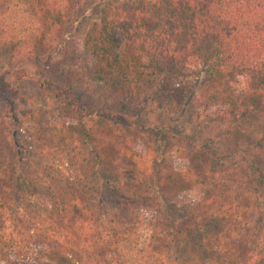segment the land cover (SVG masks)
<instances>
[{"label":"trees","instance_id":"trees-1","mask_svg":"<svg viewBox=\"0 0 264 264\" xmlns=\"http://www.w3.org/2000/svg\"><path fill=\"white\" fill-rule=\"evenodd\" d=\"M88 1L0 0V40L10 58L48 72L10 76L34 78L70 111L69 130L82 146L62 171L50 168L46 183L0 106V232L6 213L15 244L41 261L59 254L71 264H126L116 252L137 242L140 214L132 207L148 202L150 230L138 243L144 264H264V0H95L97 22L70 49L68 20ZM76 55L89 83L112 98L108 105L84 103L70 83L54 79L75 72ZM9 93L0 85V98L20 117ZM144 98L162 114L146 127L152 138L128 121ZM190 104L195 120L206 109L227 117L231 129L180 134L172 123ZM27 112L43 126L38 140L51 131L40 154L69 157L47 113ZM141 140L155 145L150 176L129 157ZM108 196L122 203L113 214L104 209Z\"/></svg>","mask_w":264,"mask_h":264},{"label":"rangeland","instance_id":"rangeland-1","mask_svg":"<svg viewBox=\"0 0 264 264\" xmlns=\"http://www.w3.org/2000/svg\"><path fill=\"white\" fill-rule=\"evenodd\" d=\"M113 1L118 3L121 2V0ZM95 4V0H89L83 6H77L74 14H72L69 19L70 21L68 20L67 26L69 34L67 36H70L71 39L67 45L70 49H75L76 45H79V38L83 36L93 23L97 22V7ZM16 10L17 8L14 7V3H10L9 13L11 12L13 14ZM76 20L77 22L73 23ZM2 41L3 40H0V85L10 90L9 94L12 99H10V97L8 98L14 105L12 108H15L21 116L18 117V114L14 110H9L2 98H0V106L3 110L2 114L7 117L6 120L11 124L13 131L14 127L18 128L15 137L19 139V145H21L25 151L24 157L31 163L32 168H35L44 174V180L48 183L51 180L49 174H54L50 168L55 167V170L62 171L66 162H68L67 160H69L70 156L73 154L71 149H74L75 147V153L82 150L79 137L69 130L70 127L74 126L71 122V116L73 115L70 111L61 107L57 101L50 98L34 78L17 81L10 76L11 70H15L17 73H21L25 70L31 74L42 72L46 75H48V72L43 70L44 65H29L12 60L9 56L7 47ZM82 56L83 55H76L78 60L75 63L77 69L74 73L68 74L63 72L56 75L54 79L70 83L78 93L81 101L84 103L98 107L108 105L112 101V98L106 97L105 94L107 93L100 90L98 86H92L87 77L83 74ZM145 94L148 97L151 96L148 91H146ZM21 97L25 102L18 100ZM152 100L153 99L148 100L144 98L142 104H132L130 107L131 115L128 116V121H131L132 123L136 121L139 123L140 129H138V133L144 138H147L148 136L150 138L153 137L149 134V130L146 128L151 123L152 114L155 113L157 115H162L160 110L157 107L155 108L154 101ZM36 107L41 108L42 112L47 113L50 126H55L57 132L56 140H59L58 133L61 131V134L64 137V140L60 142L63 150L62 152L68 154L69 157L63 156L54 158L47 154H40L39 150H41V145H48L47 139L50 137L51 131H49L48 134L45 132L43 136L44 140L37 139V128H43V126L37 119L29 118L27 112L28 110H34ZM201 111L202 112H199L201 119L195 120L196 116L193 117V115H196V112L198 113V111H196L195 108H193V105L190 104L185 108L184 114H180L177 121L172 124L179 132H181L180 134H188L193 130H197L201 134L200 138L222 136L227 130L231 129L226 123V120H228L227 117L222 116L221 114H210L206 109H201ZM45 113H43V117L46 116ZM262 122L257 121L255 123L258 130H261L263 127ZM160 124L164 126L162 127L164 134H168L165 150L166 152H169L170 144H173V142H170V134L168 132L170 129V115L166 116L164 114L161 117ZM142 142L143 141L141 140L136 144L135 150L129 154V157L135 163L138 173L143 177L150 176L156 160V153L154 151L155 145L151 141L148 145H145ZM78 144H80L79 147ZM80 158L82 159L83 157L81 156ZM262 166L264 167V165ZM106 201L107 205L105 204L104 209L107 214L115 213L118 205L122 204L119 200L116 202L112 201L109 196L106 197L105 202ZM175 205L177 204H171L172 208H175ZM150 206L151 205H149L148 202H145L142 204L137 203L135 207H132V210L135 209V211L140 214L136 219L138 221V230L135 236L137 242L125 244L119 248L118 252H116V260H119V262L126 264H144L146 262L145 254L138 243L150 230L148 221L151 216L149 212ZM4 217L6 219V228L0 232V235L2 236L0 242V261L3 260L0 264H71L65 256L59 254H55L52 257L46 255V257L43 258L44 261H41L35 254L31 253L21 244H15L16 240L11 234V221L9 220V215H6L5 213ZM166 223H168V221ZM219 249L220 251H223V246L219 245Z\"/></svg>","mask_w":264,"mask_h":264}]
</instances>
